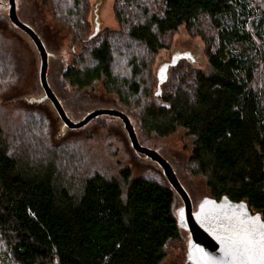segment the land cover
<instances>
[{
  "label": "trees",
  "instance_id": "trees-1",
  "mask_svg": "<svg viewBox=\"0 0 264 264\" xmlns=\"http://www.w3.org/2000/svg\"><path fill=\"white\" fill-rule=\"evenodd\" d=\"M258 1L116 0L120 30L92 39L89 0L48 4L81 48L63 79L78 90L101 83L126 107L136 106L149 136L185 131L193 140L191 171L206 180L211 199L245 202L264 220V8ZM182 26L202 38L210 71L183 61L156 98L148 88L154 57ZM119 58L126 73L115 70ZM24 136V142L10 137L0 122V264H162L168 244L187 232L178 225L179 195L169 182L133 178L129 169L79 180L59 164L62 153L41 151Z\"/></svg>",
  "mask_w": 264,
  "mask_h": 264
},
{
  "label": "rangeland",
  "instance_id": "rangeland-1",
  "mask_svg": "<svg viewBox=\"0 0 264 264\" xmlns=\"http://www.w3.org/2000/svg\"><path fill=\"white\" fill-rule=\"evenodd\" d=\"M115 3L116 0H89L90 34L95 27L94 13L102 22L101 31L120 30L115 17ZM258 4L264 8V0H259ZM16 6L20 21L32 27L46 46L49 84L72 122L78 123L96 110L126 113L141 144L158 151L169 161L190 194L194 211L204 199L211 198L206 180L193 175L191 171L193 140L185 131L179 130L167 138L149 136L140 129V111L136 106L126 107L116 95L107 93L101 83L85 90L71 87L63 79V73L73 66L81 48L73 42L69 28L54 19L48 0H16ZM177 50L191 52L195 58L193 64L206 72L210 71L202 38L190 34L182 26L170 36L168 48L160 50L154 57L152 75L148 78V88L152 89L153 95L157 92V68L163 62L170 61ZM125 63L122 58L116 60L115 70L126 73ZM187 63L184 61L182 65ZM40 64L41 58L32 40L9 20L8 0H0V122L5 133L10 137H24L23 142L24 135H30L39 150L62 153V159H59L63 162L59 164H63L62 168L71 177L79 180L95 173L118 177L123 169H129L133 178H149L169 185L160 167L131 147L120 119L101 116L80 130L67 129L51 102L45 98L39 80ZM1 193L0 186V215L3 211ZM182 207V200L176 196L175 209L178 211ZM188 240V232H182L178 240L171 241L162 264H190L187 258ZM3 245L0 234V255Z\"/></svg>",
  "mask_w": 264,
  "mask_h": 264
},
{
  "label": "water",
  "instance_id": "water-1",
  "mask_svg": "<svg viewBox=\"0 0 264 264\" xmlns=\"http://www.w3.org/2000/svg\"><path fill=\"white\" fill-rule=\"evenodd\" d=\"M8 16L11 23L25 33L37 48L41 58L39 80L45 98L51 102L66 128L81 129L98 117H116L122 121L131 147L162 169L164 176L183 201V207L177 211V221L178 225L189 233L187 247L189 262L191 264H248V258L243 256L238 249L245 239H251L252 244L257 249L264 243V220L262 216L252 213L245 202H233L227 197L220 201L211 198L204 199L194 211L191 196L180 182L169 161L158 151L140 144L134 126L124 112L96 110L87 114L80 122H72L49 84V55L46 46L32 27L20 21L16 0H8ZM94 25V32L89 37L90 39L101 32L102 22L98 15L94 16ZM183 61L193 64L194 55L188 51L177 50L173 53L170 61L159 65L156 70V98H161L163 86L169 80L170 71L177 68ZM249 228L253 230L251 237L246 231ZM253 264H259V260L253 258Z\"/></svg>",
  "mask_w": 264,
  "mask_h": 264
},
{
  "label": "snow or ice",
  "instance_id": "snow-or-ice-1",
  "mask_svg": "<svg viewBox=\"0 0 264 264\" xmlns=\"http://www.w3.org/2000/svg\"><path fill=\"white\" fill-rule=\"evenodd\" d=\"M247 234L249 237L253 235L252 229H247ZM243 256L248 258V264H253V258L259 260V264H264V243L257 249L251 242V239H245L242 241L241 246L238 249Z\"/></svg>",
  "mask_w": 264,
  "mask_h": 264
}]
</instances>
